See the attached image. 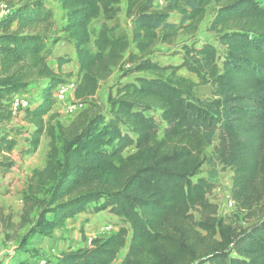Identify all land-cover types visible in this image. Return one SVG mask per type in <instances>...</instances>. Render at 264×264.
Wrapping results in <instances>:
<instances>
[{
    "label": "trees",
    "instance_id": "obj_1",
    "mask_svg": "<svg viewBox=\"0 0 264 264\" xmlns=\"http://www.w3.org/2000/svg\"><path fill=\"white\" fill-rule=\"evenodd\" d=\"M56 1L63 25L46 0H0V13L3 5L10 11L0 19V170L16 166L6 154L21 144L18 138L26 136L19 154L27 157L48 136L46 165L22 199V226L34 225L31 235L49 234L78 215L104 211L121 225L115 235L48 263L115 264L127 250L120 264H264V0ZM123 4L132 35L121 31ZM209 9L208 30L221 48L184 45L174 68L150 59L159 43L196 34ZM173 14L179 23L170 22ZM50 35H64L74 46L80 104L91 105L116 69L130 67L124 79L151 77L118 83L107 114L88 109L69 127L55 126V94L68 81L49 64ZM54 60L58 70L72 62ZM181 70L198 83L178 76ZM35 84L43 94L23 119L32 131L11 128L10 101ZM196 86L212 87L211 98L193 99L187 91ZM216 140L210 158L206 149ZM129 149L134 153L125 155ZM213 162L233 172L232 200L255 218L248 227L218 219V206L209 201L217 183L200 177ZM48 187V197L38 198ZM1 225L13 228L0 208ZM39 259L45 258H29Z\"/></svg>",
    "mask_w": 264,
    "mask_h": 264
},
{
    "label": "rangeland",
    "instance_id": "obj_2",
    "mask_svg": "<svg viewBox=\"0 0 264 264\" xmlns=\"http://www.w3.org/2000/svg\"><path fill=\"white\" fill-rule=\"evenodd\" d=\"M46 2L55 12L56 23L58 25H63V13L59 3L56 0H46ZM212 19L213 14L211 13V9H209L207 18L196 34H181L172 44L159 43L150 59L160 65L174 68L180 66L182 63L184 45L201 47L205 44H212L221 48L218 43V35L208 30V26ZM179 21L180 16L177 14H173L170 18V22L172 23L177 24ZM119 23L121 31L132 35L133 22L126 17L125 4L122 5ZM94 28L98 29V24H95ZM50 38L49 48L53 55L49 63L50 66L56 71H60L68 82L77 80L78 67L75 62L73 44L64 35H50ZM59 56L68 57L72 59V62L64 65L61 70H58L57 63L54 59ZM128 70H130L129 66L114 70L112 76L101 83L100 90L96 98L93 99L91 105L80 104L76 101L75 96L70 94L63 103L55 106L52 112V124L55 126L61 124L64 127H69L79 119L81 113L88 109H90V115H94L97 112L107 114L109 110L107 104L108 96L110 93H113V95L115 94V87L118 83L125 84L127 82H132L137 76L151 77V75L148 74L136 73L124 79ZM177 75L188 78L195 84L198 83L197 79L185 70H181ZM168 77L169 74L163 76L165 80H167ZM41 84L42 83H40V85ZM40 85L35 84L33 86L31 90L33 99L37 97L36 95H38L41 88ZM187 92L193 99H210L212 87L196 86V88ZM36 101L38 102V100ZM19 124L20 120L18 122L14 121L13 124H10V127L19 128L28 132L32 131V126L28 123H26L24 127L19 126ZM25 137L22 136L18 138L21 140V144L12 153L6 154L11 161L16 163V166L7 173L0 170V184L2 185L0 208L4 217L11 218V223L13 225L12 229H5V227L1 225L0 264H19L20 261H26V264L31 261L29 260L31 254H37L48 261H52L63 253L71 250L76 251L82 247L89 246L90 241L95 238H105L115 235L119 231L121 222L108 211L98 214L86 213L78 215L62 226L54 228L49 234L40 233L31 235V230L34 225L22 226L21 217L24 209L22 199L27 193L33 174L36 171H41L45 167L50 153V139L48 136H44L35 154L21 157L19 154L20 149L27 146L24 142ZM57 137L59 142L58 148L62 150L63 140L58 131ZM217 145L218 141L216 140L206 149V155L208 157L213 158L214 148ZM105 150L107 149L105 148ZM132 153H134V150L129 149L125 155H130ZM200 177H210L213 182L217 183V188L209 196V201L218 206V219H221L226 226H231L233 229L246 228L255 221V218H249L246 212L241 211L236 203L235 205H231L233 189V172L231 170H222L220 165L213 162L212 165H205L202 168ZM50 191L51 187L45 188L44 193L38 196V198L44 199L48 197ZM37 216L38 212H35L33 217L36 218ZM47 219H51V216H48ZM126 252L127 250H123L120 253L115 264H120L122 262Z\"/></svg>",
    "mask_w": 264,
    "mask_h": 264
},
{
    "label": "built area",
    "instance_id": "obj_3",
    "mask_svg": "<svg viewBox=\"0 0 264 264\" xmlns=\"http://www.w3.org/2000/svg\"><path fill=\"white\" fill-rule=\"evenodd\" d=\"M9 9L3 5L0 13V19L5 17L9 13ZM77 87V80L70 81L66 84H63L58 87L57 92L55 94L56 105L63 103L70 94L74 95ZM37 97L33 99V93L31 90H28L22 95L15 96L10 101V109L13 115V119L20 118L28 109H31L36 104ZM235 205V202L232 200L231 205ZM27 264H49L46 259H39L36 261H32Z\"/></svg>",
    "mask_w": 264,
    "mask_h": 264
},
{
    "label": "crops",
    "instance_id": "obj_4",
    "mask_svg": "<svg viewBox=\"0 0 264 264\" xmlns=\"http://www.w3.org/2000/svg\"><path fill=\"white\" fill-rule=\"evenodd\" d=\"M77 75H78V73H77ZM77 77H78V76H77ZM42 94H43V88H41L40 91L38 92V95H36L38 101H39V99L41 98ZM24 116H25V114H23V115L20 117V119H19V118H18V119H13V121L11 122V124H13L14 121L18 122V121L20 120V124H19V126H21V127L26 126V123L23 121Z\"/></svg>",
    "mask_w": 264,
    "mask_h": 264
}]
</instances>
